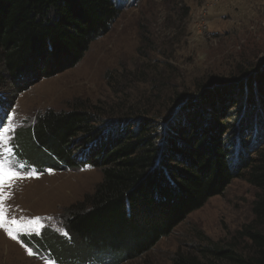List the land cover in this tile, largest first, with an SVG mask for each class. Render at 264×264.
I'll return each mask as SVG.
<instances>
[{
    "label": "trees",
    "instance_id": "trees-1",
    "mask_svg": "<svg viewBox=\"0 0 264 264\" xmlns=\"http://www.w3.org/2000/svg\"><path fill=\"white\" fill-rule=\"evenodd\" d=\"M121 13L116 0H0V86L4 75L15 83L27 78L20 82L22 92L75 66ZM263 81L257 97L261 113L246 110L239 126L216 121L232 102L226 101L228 92L217 93L202 114L184 113L183 123H162L135 106H123L115 116L83 100L70 110L42 113L14 139L22 155L42 168L90 164L101 170L102 180L70 205L65 221L70 239L53 231L35 235V243L51 248L58 264H123L241 178L257 190L254 220L241 232L250 242L244 252L214 243L200 254L176 251L171 264H264ZM253 128L256 143L243 141L245 152L235 159L227 136L231 130L247 136Z\"/></svg>",
    "mask_w": 264,
    "mask_h": 264
},
{
    "label": "rangeland",
    "instance_id": "rangeland-1",
    "mask_svg": "<svg viewBox=\"0 0 264 264\" xmlns=\"http://www.w3.org/2000/svg\"><path fill=\"white\" fill-rule=\"evenodd\" d=\"M116 2L122 8L121 15L108 33L93 41L75 66L43 78L22 92L20 82L27 78L15 83L8 74L1 81L0 128L7 126L9 115H14L13 130L5 133L6 146L13 152L6 155L14 164L27 166L19 171L41 173L39 178L13 180L4 190L5 209L9 219L39 217L43 228L20 233L18 240L11 239L6 228H0V264L55 261L53 250L35 243L33 237L53 231L63 235L70 205L93 192L102 180L101 170L90 164L42 168L22 155L21 148L14 145L17 133L35 124L45 111L70 110L73 103L83 100L115 116L119 108L135 106V111L148 110L150 118L162 123H183L187 120L184 113L209 110L208 105L217 101L219 92H228L226 101L232 102L216 121L239 126V119L247 118L251 108L262 111L257 97L264 80V0ZM233 103L237 106L232 107ZM227 115L236 121L226 119ZM255 131L253 128L247 136L230 131L226 140L232 157L243 155V141L256 143ZM23 138L30 146L24 134ZM4 148L0 143V152ZM29 150L35 153L32 147ZM47 169L55 171L49 174ZM256 193L246 180L234 179L153 248L123 264H171L176 251L200 254L201 249L214 243L244 252L250 242L241 232L254 220ZM21 241L33 249V255Z\"/></svg>",
    "mask_w": 264,
    "mask_h": 264
},
{
    "label": "snow or ice",
    "instance_id": "snow-or-ice-1",
    "mask_svg": "<svg viewBox=\"0 0 264 264\" xmlns=\"http://www.w3.org/2000/svg\"><path fill=\"white\" fill-rule=\"evenodd\" d=\"M9 123L7 126L0 128V143L5 145L4 151L0 152V228H6L7 235L13 239L18 240L20 233H27L29 231L35 232L38 229H42L43 225L40 223V218L36 217L33 219H28L27 221H22L15 217L9 219V214L5 209V188L11 186L13 180L24 179V178H39L40 172L38 171H25L21 172L18 169H26L27 166L24 163L14 164L13 161L6 153H12L13 149L8 148L7 140L5 138V133L13 130L12 121L14 115L8 116ZM54 169H47L49 174L54 173ZM65 238L70 239L69 234L65 231L63 233ZM22 246H24L29 255H33V249L22 241ZM48 264H55V261H49Z\"/></svg>",
    "mask_w": 264,
    "mask_h": 264
}]
</instances>
